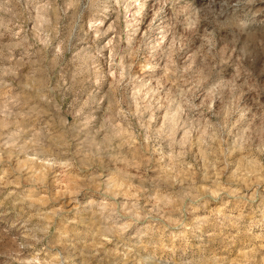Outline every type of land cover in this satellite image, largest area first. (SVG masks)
Instances as JSON below:
<instances>
[{
    "label": "clouds",
    "instance_id": "clouds-1",
    "mask_svg": "<svg viewBox=\"0 0 264 264\" xmlns=\"http://www.w3.org/2000/svg\"><path fill=\"white\" fill-rule=\"evenodd\" d=\"M0 264H264V0H0Z\"/></svg>",
    "mask_w": 264,
    "mask_h": 264
}]
</instances>
